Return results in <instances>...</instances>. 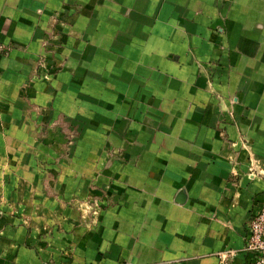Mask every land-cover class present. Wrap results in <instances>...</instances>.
<instances>
[{
    "label": "crops",
    "instance_id": "obj_1",
    "mask_svg": "<svg viewBox=\"0 0 264 264\" xmlns=\"http://www.w3.org/2000/svg\"><path fill=\"white\" fill-rule=\"evenodd\" d=\"M0 42V264H250L264 0H0Z\"/></svg>",
    "mask_w": 264,
    "mask_h": 264
},
{
    "label": "built area",
    "instance_id": "obj_2",
    "mask_svg": "<svg viewBox=\"0 0 264 264\" xmlns=\"http://www.w3.org/2000/svg\"><path fill=\"white\" fill-rule=\"evenodd\" d=\"M7 50L8 47L0 42V54L5 53ZM243 249L253 254L250 264H264V202L248 220ZM228 254H231V251H228Z\"/></svg>",
    "mask_w": 264,
    "mask_h": 264
},
{
    "label": "rangeland",
    "instance_id": "obj_3",
    "mask_svg": "<svg viewBox=\"0 0 264 264\" xmlns=\"http://www.w3.org/2000/svg\"><path fill=\"white\" fill-rule=\"evenodd\" d=\"M69 139L70 138L68 137V142L70 141ZM82 210H84V209H82ZM99 210H100V204H99V202L96 201L95 203H93V207L90 209V215H94V216L98 215Z\"/></svg>",
    "mask_w": 264,
    "mask_h": 264
},
{
    "label": "water",
    "instance_id": "obj_4",
    "mask_svg": "<svg viewBox=\"0 0 264 264\" xmlns=\"http://www.w3.org/2000/svg\"><path fill=\"white\" fill-rule=\"evenodd\" d=\"M176 201L179 203H182L184 201V192L183 191H180L178 193Z\"/></svg>",
    "mask_w": 264,
    "mask_h": 264
}]
</instances>
